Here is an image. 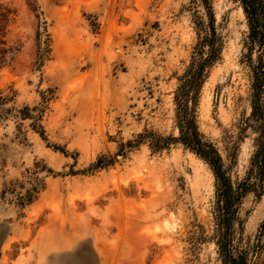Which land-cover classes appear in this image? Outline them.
<instances>
[{
  "label": "rangeland",
  "instance_id": "rangeland-1",
  "mask_svg": "<svg viewBox=\"0 0 264 264\" xmlns=\"http://www.w3.org/2000/svg\"><path fill=\"white\" fill-rule=\"evenodd\" d=\"M0 5L11 11L7 21L0 16V50H12L0 68V264H219L208 166L181 146L120 154L144 130L178 134L174 94L198 23L208 22L200 2ZM212 7L224 50L202 88L198 123L238 183L258 138L242 132L253 125L248 25L234 0ZM27 107L43 111L36 127L45 139L22 120ZM100 156L115 157L114 166L87 172ZM257 190L241 206L243 243L252 248L264 222V179ZM253 262L264 264V249Z\"/></svg>",
  "mask_w": 264,
  "mask_h": 264
},
{
  "label": "trees",
  "instance_id": "trees-1",
  "mask_svg": "<svg viewBox=\"0 0 264 264\" xmlns=\"http://www.w3.org/2000/svg\"><path fill=\"white\" fill-rule=\"evenodd\" d=\"M204 7L208 22L198 23L199 37L194 52L184 74L179 78V84L174 94L175 129L177 135L162 136L153 131L144 130L133 140L122 144L120 154L124 156L127 149L133 150L147 145L153 153L168 151L173 146H181L184 150L195 155L204 162L215 179L214 219L215 229L213 241L217 247L219 264H254L253 258L264 249V222L259 228L257 242L252 248L243 243L244 224L241 218V206L246 196L254 193L260 196L258 188L262 187L264 179V0H234L242 7L248 25L246 47L248 52L244 55L250 63L253 76L252 84V113L249 123L242 129L246 132L252 129L256 139L257 151L252 158L248 176L241 182L234 183L231 179L230 168L226 167L216 145L200 130L198 123L199 105L202 88L211 69L222 59L224 38L216 28V20L212 7V0H197ZM11 11L0 5V16L7 21ZM1 23V21H0ZM2 30L0 29V32ZM41 42V33H38ZM49 39L42 44L44 48L38 54V67L49 53ZM0 44L4 41L0 40ZM41 44V43H40ZM15 50V49H14ZM11 49L0 50V68L4 64L6 54ZM3 60V61H2ZM22 120H32V127L39 135L44 137V129L37 123L42 121L40 115H32L30 109H24ZM33 111L38 112L37 108ZM40 130V131H39ZM115 157L100 156L87 172H96L114 166ZM36 193V190H33ZM35 200L29 194L27 204Z\"/></svg>",
  "mask_w": 264,
  "mask_h": 264
}]
</instances>
